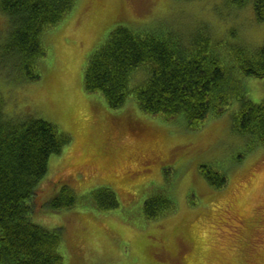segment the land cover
<instances>
[{
  "label": "rangeland",
  "instance_id": "rangeland-1",
  "mask_svg": "<svg viewBox=\"0 0 264 264\" xmlns=\"http://www.w3.org/2000/svg\"><path fill=\"white\" fill-rule=\"evenodd\" d=\"M6 20L0 12L5 121L42 120L70 139L50 160L33 216L47 229H62L65 264H193L192 258L197 264H264V148H251L247 138L233 134L238 104L193 132L181 118L168 122L162 115L136 114L130 102L112 110L102 95L88 94L83 86L89 58L118 28L167 29L185 39L203 31L215 41L256 51L264 46V24L251 6L230 9L224 0H76L71 14L42 34L47 56L27 63L24 72L20 58L8 54ZM28 66L40 81H25ZM245 84L250 100L263 103L264 79ZM126 117L153 135L130 133ZM113 119L123 128L110 124ZM210 175L226 178V186L215 189ZM63 189L77 199L70 210L51 205ZM110 190L118 205L106 208ZM94 196L102 209L89 205ZM165 196L175 202L174 210L145 211L147 200ZM154 215L159 218H149Z\"/></svg>",
  "mask_w": 264,
  "mask_h": 264
},
{
  "label": "trees",
  "instance_id": "trees-1",
  "mask_svg": "<svg viewBox=\"0 0 264 264\" xmlns=\"http://www.w3.org/2000/svg\"><path fill=\"white\" fill-rule=\"evenodd\" d=\"M224 1L230 9L251 6L256 21L264 24V0ZM75 4L76 0H0V12L10 26L7 51L14 59L20 58L23 72L27 63H38L47 56L42 34L60 25ZM27 69L28 84L41 80L31 66ZM84 70L85 91L102 95L110 109H121L130 102L136 114L162 115L168 122L181 118L193 132L202 130L208 120L221 119L238 104L240 109L232 119L233 134L247 138L251 148H264V102H252L245 84L248 79H264V46L252 52L215 41L203 31L185 39L167 29L118 28L91 55ZM145 74L143 84H134ZM5 119L0 109V264H65L62 229H47L35 223L33 216L35 197L50 160L63 152L70 139L42 120L10 123ZM123 119L135 136L153 135V130L145 129L147 126L138 120ZM110 124L123 128L119 119ZM209 180H216L213 186L218 190L227 183L219 175H210ZM66 191L51 202L53 207H75V194ZM109 192L106 208H113L118 202ZM157 198L146 202V212L162 215L175 209L173 199ZM92 201L91 207L102 209L97 207V197ZM197 262L192 258L191 263Z\"/></svg>",
  "mask_w": 264,
  "mask_h": 264
}]
</instances>
